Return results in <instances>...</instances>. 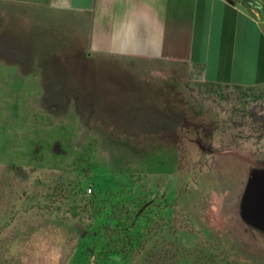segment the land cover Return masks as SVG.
Listing matches in <instances>:
<instances>
[{
    "label": "rangeland",
    "instance_id": "374dc122",
    "mask_svg": "<svg viewBox=\"0 0 264 264\" xmlns=\"http://www.w3.org/2000/svg\"><path fill=\"white\" fill-rule=\"evenodd\" d=\"M17 28L0 25V264H264V89Z\"/></svg>",
    "mask_w": 264,
    "mask_h": 264
},
{
    "label": "crops",
    "instance_id": "0c3cea01",
    "mask_svg": "<svg viewBox=\"0 0 264 264\" xmlns=\"http://www.w3.org/2000/svg\"><path fill=\"white\" fill-rule=\"evenodd\" d=\"M252 1L260 8L239 0H0V25L69 33L87 58L181 86L264 89V0Z\"/></svg>",
    "mask_w": 264,
    "mask_h": 264
},
{
    "label": "flooded vegetation",
    "instance_id": "af4514ba",
    "mask_svg": "<svg viewBox=\"0 0 264 264\" xmlns=\"http://www.w3.org/2000/svg\"><path fill=\"white\" fill-rule=\"evenodd\" d=\"M258 197L257 205H259V210L261 211V215L264 218V187L261 189V192Z\"/></svg>",
    "mask_w": 264,
    "mask_h": 264
},
{
    "label": "water",
    "instance_id": "95a60500",
    "mask_svg": "<svg viewBox=\"0 0 264 264\" xmlns=\"http://www.w3.org/2000/svg\"><path fill=\"white\" fill-rule=\"evenodd\" d=\"M239 1H241V2H243V3H246V4H248L249 6H252V7H254V8H260L259 4H257V2H254V1H252V0H239Z\"/></svg>",
    "mask_w": 264,
    "mask_h": 264
}]
</instances>
